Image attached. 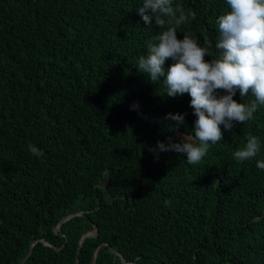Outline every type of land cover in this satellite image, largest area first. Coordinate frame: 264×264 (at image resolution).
Masks as SVG:
<instances>
[{"label": "trees", "instance_id": "16d2710c", "mask_svg": "<svg viewBox=\"0 0 264 264\" xmlns=\"http://www.w3.org/2000/svg\"><path fill=\"white\" fill-rule=\"evenodd\" d=\"M142 3L0 0V264H264V106L197 165L151 151L180 140L161 118L187 113L177 132L190 135L196 117L188 94L134 67L159 31ZM228 10L171 0L168 18L195 12L178 38L207 34L215 51ZM249 134L260 153L238 163Z\"/></svg>", "mask_w": 264, "mask_h": 264}, {"label": "clouds", "instance_id": "9594fccd", "mask_svg": "<svg viewBox=\"0 0 264 264\" xmlns=\"http://www.w3.org/2000/svg\"><path fill=\"white\" fill-rule=\"evenodd\" d=\"M226 4L229 10L216 21L219 35L215 51L207 34H203L202 43L188 33L178 38L177 29L189 19L195 20V12L169 19L171 0H143L137 9L145 24L151 27L154 21L159 31L146 44L145 54L138 57L134 67L150 82H162L164 95L175 98L188 94L196 117L193 134L183 135L178 141L171 135L166 142L158 140L151 149L154 153L186 154L187 163L197 165L212 145L223 140L224 130H232L234 122L253 120L264 106V0H226ZM169 59L172 63L166 66ZM237 92L242 100L249 93L254 99L250 103L237 102ZM131 107L138 109L139 103ZM186 115L168 113L161 120L174 122L168 127L177 132L186 126ZM28 148L33 155L41 154L32 144ZM260 149L259 137L249 134L232 155L236 162L243 163L255 159ZM256 167L264 170V159L257 160ZM165 205L170 206V201Z\"/></svg>", "mask_w": 264, "mask_h": 264}, {"label": "water", "instance_id": "95a60500", "mask_svg": "<svg viewBox=\"0 0 264 264\" xmlns=\"http://www.w3.org/2000/svg\"><path fill=\"white\" fill-rule=\"evenodd\" d=\"M79 214H83V212L71 213V214L67 215L66 217H64V218L60 221L59 226L57 227L58 230L60 229L61 224H62L63 222H65V221H67L68 219H70L71 217H73V216H75V215H79ZM87 235H93V233H92V232H91V233H87V234L83 237V239H82V241H81V244L83 243V240H84V238H85ZM31 252H32V250L29 252V254H28L27 257H29V256L31 255ZM115 253H117V252H115ZM96 256H97V252L95 253V256H94V259H93L92 264H95Z\"/></svg>", "mask_w": 264, "mask_h": 264}, {"label": "rangeland", "instance_id": "374dc122", "mask_svg": "<svg viewBox=\"0 0 264 264\" xmlns=\"http://www.w3.org/2000/svg\"><path fill=\"white\" fill-rule=\"evenodd\" d=\"M183 135H186V134L181 133V132H176L175 137H176L177 139H180L181 136H183Z\"/></svg>", "mask_w": 264, "mask_h": 264}]
</instances>
